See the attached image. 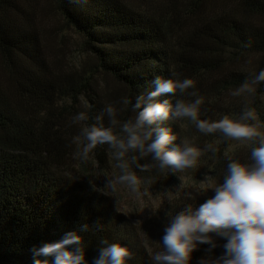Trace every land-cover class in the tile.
Segmentation results:
<instances>
[{"label":"trees","instance_id":"obj_1","mask_svg":"<svg viewBox=\"0 0 264 264\" xmlns=\"http://www.w3.org/2000/svg\"><path fill=\"white\" fill-rule=\"evenodd\" d=\"M48 9L81 37L83 51L96 61L97 71L116 83L115 90L101 89L93 76L49 58L43 36ZM261 69L264 0H0V264H32L34 246L58 241L69 231L82 236L87 264H94L107 246L101 241L126 246L132 253L127 264H153L151 256L162 250L171 217L189 207L196 210L209 198H173L157 212L161 218H155V229L138 228L77 176L78 170L108 175L116 168L113 150L100 144L89 154V163L74 162L79 147L74 138L80 136L83 144L84 127L103 125L126 139L122 126L146 106L157 76L192 79L203 97L199 118L209 117L228 98L238 116L253 108L264 125V83L254 95H243L248 104L243 96L231 95ZM140 96L145 103L134 111ZM196 98L177 92L156 101L168 100L174 108L177 101ZM109 104L116 108L115 126L105 111ZM80 112L88 119L73 122ZM183 119L170 113L161 125L176 136L175 146H181ZM221 139L217 152L212 151L217 165L251 162L250 147L243 156L229 157L228 138ZM211 142L216 145L215 139ZM125 159L146 180L162 172L152 154L129 151ZM98 221L102 229L96 227ZM83 224L88 231H79ZM211 235L218 247L209 253L208 245H200L190 264L222 254L226 238Z\"/></svg>","mask_w":264,"mask_h":264},{"label":"clouds","instance_id":"obj_2","mask_svg":"<svg viewBox=\"0 0 264 264\" xmlns=\"http://www.w3.org/2000/svg\"><path fill=\"white\" fill-rule=\"evenodd\" d=\"M251 63V61H249ZM264 83V69L254 73L250 79L242 83L231 92L233 97L245 94L254 95L257 86ZM154 89L147 93L146 106L122 126V131L127 134L126 139L114 133L113 127L105 128L84 127L81 137L74 138L77 144V158L87 161L89 154L100 144H107L113 151L112 156L116 161L115 167L120 174L113 180H108L107 185L115 192L117 185H125L138 198L146 193L140 191L142 181L130 169L129 162L125 159L129 151H138L140 156L152 154L158 161V168L164 172L167 169L184 171L195 168L202 152L197 147L184 141L183 146L173 145L176 136L171 129L161 126L169 119L170 113L177 118H186L193 122L196 128L204 134L221 132L225 138L239 141L250 147V161L241 163L233 160L229 163L224 182L216 185L212 180L200 183L199 189H214L215 195L209 198L196 210L191 207L171 217L164 228L160 251L151 256L153 264H190L192 253L202 244L208 245V252L218 247L211 234L226 238L222 245L221 255L201 257L197 264H264V125L253 123L258 120L253 108H245L238 119L227 116L209 122L199 119V108L203 97L195 90L192 79L183 80L162 79L157 76L153 79ZM192 89V91H188ZM177 92L197 97L191 102L177 101L175 107L168 100L157 102L156 98L164 94ZM127 105L129 100L123 99ZM145 97L140 96L134 105V111L141 109ZM110 117L112 126L118 121L116 108L109 104L105 108ZM88 119L85 112H80L73 122H82ZM99 119V117L97 118ZM169 145H172L169 148ZM214 152L215 149L213 148ZM137 157L132 156L131 162L135 163ZM96 227L103 226L97 222ZM89 230L87 224L81 225L79 231ZM107 246L99 250V256L94 264H127L132 253L126 246L119 243L101 241ZM32 264H87L82 243V236L77 231H69L55 242L44 243L40 247H33ZM43 257L44 259H40Z\"/></svg>","mask_w":264,"mask_h":264},{"label":"rangeland","instance_id":"obj_3","mask_svg":"<svg viewBox=\"0 0 264 264\" xmlns=\"http://www.w3.org/2000/svg\"><path fill=\"white\" fill-rule=\"evenodd\" d=\"M45 20V49L49 53L50 59L61 60L62 64L70 65L73 70L84 72L85 75H91L97 82V85L102 89L109 88L110 90L116 89V83L112 79L104 76L100 71H97L96 61L83 51L82 39L71 28L65 26L61 18L48 9ZM54 31L55 36L51 33ZM243 104H248L247 96H243ZM226 102H222V107L214 108L209 117L199 118L201 120H208L209 122L218 121L225 116L230 119H238L228 98ZM238 108V107H236ZM258 123V121L253 122ZM181 140L180 145L183 146L184 141H188L191 146L197 147L201 150L202 155L199 158L198 164L195 168L186 169L184 171H170L167 173L159 172L151 180H146L144 176L135 173L141 179L142 193H146L142 197H137L132 193L127 186L117 185V191L113 192L107 185L108 180L115 179L119 174L117 168L111 169L108 175L96 176L94 173H82L78 170L77 176L84 180L86 183L92 185L97 191L102 193L113 205L118 214L123 215L131 224L138 228L151 229L156 228L158 225L155 221L157 212L166 206L173 198L176 197H197L199 199H208L215 195L214 189H199L200 183H207L212 180L216 185L224 182V176L227 168H221L214 161L212 156V148L215 149L219 146L217 141H221L223 134L219 131L210 134L201 133L195 124L186 118L180 123ZM262 131V130H261ZM216 140V145L211 142ZM211 142V144H210ZM228 146L225 147V153L229 157L234 154L243 156L247 145L232 139H228ZM81 143V147H82ZM73 151L74 157L72 159L77 162L78 158L76 152ZM89 159L86 161L89 163ZM245 163V162H243ZM248 163V162H246ZM217 170V171H216ZM215 172V173H214ZM143 240V236H141Z\"/></svg>","mask_w":264,"mask_h":264}]
</instances>
